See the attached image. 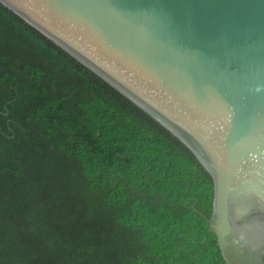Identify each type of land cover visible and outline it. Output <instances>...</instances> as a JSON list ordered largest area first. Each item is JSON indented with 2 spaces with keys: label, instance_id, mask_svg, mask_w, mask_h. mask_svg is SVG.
Wrapping results in <instances>:
<instances>
[{
  "label": "trees",
  "instance_id": "16d2710c",
  "mask_svg": "<svg viewBox=\"0 0 264 264\" xmlns=\"http://www.w3.org/2000/svg\"><path fill=\"white\" fill-rule=\"evenodd\" d=\"M214 191L178 136L0 2V264H227Z\"/></svg>",
  "mask_w": 264,
  "mask_h": 264
},
{
  "label": "water",
  "instance_id": "95a60500",
  "mask_svg": "<svg viewBox=\"0 0 264 264\" xmlns=\"http://www.w3.org/2000/svg\"><path fill=\"white\" fill-rule=\"evenodd\" d=\"M178 136L227 264H264V0H0Z\"/></svg>",
  "mask_w": 264,
  "mask_h": 264
}]
</instances>
